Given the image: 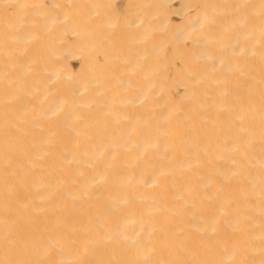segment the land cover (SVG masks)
Masks as SVG:
<instances>
[{
	"label": "bare ground",
	"instance_id": "6f19581e",
	"mask_svg": "<svg viewBox=\"0 0 264 264\" xmlns=\"http://www.w3.org/2000/svg\"><path fill=\"white\" fill-rule=\"evenodd\" d=\"M0 264H264V0H0Z\"/></svg>",
	"mask_w": 264,
	"mask_h": 264
}]
</instances>
